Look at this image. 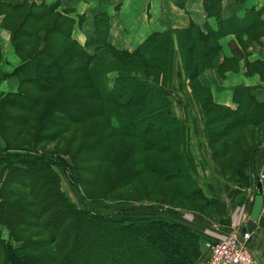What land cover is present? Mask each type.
<instances>
[{
    "label": "trees",
    "instance_id": "1",
    "mask_svg": "<svg viewBox=\"0 0 264 264\" xmlns=\"http://www.w3.org/2000/svg\"><path fill=\"white\" fill-rule=\"evenodd\" d=\"M205 1L220 30L205 35L192 25L157 34L134 53L98 38L87 44L96 47L90 54L73 40L75 21L59 12L60 0L49 6L0 0L3 27L11 32L20 60L13 74L4 75L17 79V92L0 96V264H199L203 242L190 227L80 209L62 187L63 175L74 193L86 190L94 183L89 177L99 184L104 167L114 169L128 160L132 168L115 187L129 188L150 175L170 185L157 195L172 201L154 205L156 210L169 206L172 215L189 213L230 227L226 203L205 194L207 182L201 181L208 164L197 156L206 145L215 169L228 186L238 188L242 205L254 186L249 172L264 146V130L250 150L241 135L244 128H264V104L238 89L236 110L221 108L202 85L221 39L234 27L220 20L222 0ZM253 26L252 38L264 37L260 16ZM177 106L184 119L175 116ZM72 127L83 130L81 146L49 152ZM28 129L32 141L14 147ZM121 139L137 146L117 157ZM147 155L154 157L137 159ZM235 162L239 165L230 176ZM262 184L264 193V179ZM152 187L145 186L146 195ZM159 188L154 185L149 196ZM79 193L87 204V192Z\"/></svg>",
    "mask_w": 264,
    "mask_h": 264
},
{
    "label": "crops",
    "instance_id": "2",
    "mask_svg": "<svg viewBox=\"0 0 264 264\" xmlns=\"http://www.w3.org/2000/svg\"><path fill=\"white\" fill-rule=\"evenodd\" d=\"M32 1L37 5L49 6L57 3L58 0ZM131 4L134 8H131ZM205 9V0H60L59 12L75 21L73 40L84 47L86 52L94 54L96 47H87V44L98 38H103L120 51L134 53L157 34L186 30L192 25L201 29L205 35L210 30H220L218 19L209 16ZM259 16L264 22V0L221 1L220 20L229 21L234 27L229 26L232 28L231 31L221 39V51L214 61V67L207 69L200 78L202 85L211 91L214 103L221 108L236 110L234 97L238 89L250 91L256 102L264 104V37L257 39L251 36L256 34L252 28ZM4 19L5 16L0 14V50L3 56L0 84L6 83L5 85L10 89L12 88L10 82H14V86L17 87L15 91L4 88L0 96L17 92V79L5 78L4 75L13 74L20 65L12 45V34L3 27ZM245 22L247 24H244ZM227 26L224 25V28ZM177 107L179 110L175 108V116L184 119L181 108ZM199 155L206 159L207 167L213 170L212 175L215 176L213 178L208 170L202 172L203 179L208 187L210 186L207 190L204 188L205 194L208 198L220 199L226 203L231 224L234 223V226L212 224L202 217L189 213L172 215L162 211L159 219L190 227L201 237L202 250H204L206 243L224 239L234 228L245 227L250 220L238 218L243 209L240 199H237L235 194L238 188L231 187L230 197L223 195L224 191L230 192V186L220 174H216L215 165L206 145ZM253 161L254 171L250 169L249 172L252 179L257 173H261L259 176L264 175V146L255 155ZM222 184V189L216 187ZM246 193H252V189L247 190ZM253 195L254 193L251 202L254 199ZM249 248L253 256L254 253L258 255L254 256L257 263L264 264V220L257 224ZM203 253L207 258V253L205 251ZM204 256L200 262L204 260ZM259 258L263 261L260 262Z\"/></svg>",
    "mask_w": 264,
    "mask_h": 264
},
{
    "label": "rangeland",
    "instance_id": "3",
    "mask_svg": "<svg viewBox=\"0 0 264 264\" xmlns=\"http://www.w3.org/2000/svg\"><path fill=\"white\" fill-rule=\"evenodd\" d=\"M131 8H134L133 4H131ZM18 65H19V63H18ZM5 84L6 83L0 84V92H2V90H4V88H5V90H12V91L16 90L17 86L16 85L14 86V82H10L9 85L12 87L10 89H9L8 85H5ZM176 110H179V108L176 107ZM29 129H31V128H29ZM29 129L26 131L27 136L22 141H20L19 143L14 144V147L17 148L18 146H21L22 144H26V143L32 141L28 137ZM263 130H264L263 127H260L258 129H254V128H244L243 129L241 139H242L243 145L247 148V150H250L249 148H252L258 142L259 135H261L260 132ZM82 131L78 130L77 127H74V128L72 127L70 130V133H67V135L62 137L59 141L54 142L53 144H50V148L48 149V151L49 152L58 151V152L69 153V151H70V150H68L69 148L78 149L81 146L82 141H83ZM133 143L134 142L129 141L128 139H121L118 142L117 148L115 150V155L117 157H119V156L124 157L126 155L127 151L133 145L137 146L136 143H134V144ZM45 147H46L45 145L42 146V149H45ZM75 151H77V150H75ZM151 157H154V155H147L145 157H139L137 159L138 160L139 159H150ZM197 157H200V155H198ZM63 162H65V164L70 169L73 167L70 160L66 159V160H63ZM131 162H133V161L128 160L123 165H116V167L114 169L112 167L109 168L108 166L104 167L105 170L104 169L102 170V176L98 180L99 184H97V179H92L89 177L91 182L93 181L94 183H90L87 186L86 190L83 188L76 189V191L78 190V192H76V193H74V191L70 188V186H69L70 184L67 181V178L62 175V187H63L64 191L67 193V195L71 197L72 201L80 207V209H84V207L86 206L90 211L101 213V214L120 211V212H122V214H121L122 217L123 216L128 217V216H130L129 214H134L135 217L139 216V217L161 218L160 213L162 212V210L161 209L156 210L158 208L154 207V205H156L158 203H164L165 200L167 202H169L168 204H170V202L172 201V197L169 198L168 195H166L165 197H160L157 195V194L163 193L162 191H164V190L167 191V189L170 187L169 184L162 183L159 179L154 178L150 175H146L142 181H138L135 185H133L129 188H120L118 186L115 187L118 180L123 178L124 173L127 170H129L130 168H132ZM238 165H237V162H235V167H233L231 169V175L230 176H232L233 171L238 167ZM206 170L210 171V174L213 178L215 177L212 175L213 170L210 167H207ZM105 172H106V174H109V176H110L109 179L106 176ZM215 172H216V174L221 175V172L219 173V171L217 169H215ZM260 174L257 173V175H255L254 179H251L254 182L253 183L254 186L252 187V193H246L248 198L242 204L243 209H242L241 215L238 216V218L243 217L247 220H250L251 211L253 208V200L251 202V197H252L253 193H254V195L256 193V183L258 182L257 179L260 178L261 181H263V179H264V175L259 176ZM80 175L82 176V181L87 182L86 181L87 177H85V175H83V174H80ZM212 177H210V179ZM204 181H205V179L202 180L201 182L203 183ZM150 183L153 184V187H154V185L160 186L159 190L157 192L154 191V195H152V196H149V195L153 194L152 193L153 187L151 189H149V191L147 192V195L145 194V186L150 184ZM103 185H104V187H102ZM209 187H208L207 183H205L204 188L207 190V188H209ZM216 187L222 189L223 184L222 185H216ZM79 191L84 192L85 194L87 192V194H86L87 200L84 199V201L87 204H82L80 202L82 199L81 198L82 195L79 193ZM172 192L175 193V191H173V190H172ZM224 194H226V195H228V197H230V195H232L231 187H230V192L227 193L226 191H224L223 195ZM235 194H237L236 191H235ZM254 195H253V198H254ZM141 199H143V200L146 199V200L140 201ZM134 200H136V201H134ZM177 206H179V205H177ZM123 209L124 210L127 209V210H125L123 212ZM227 209H228V206H227ZM129 210H130V212H129ZM168 210L171 211L173 209L169 206H166L164 208V212H168ZM246 210H247V212H246ZM228 213H229V209H228ZM229 215H230V213H229ZM263 220H264V214H263L261 220L259 221V224H260V222L262 223ZM212 224H215V223H212ZM217 224L220 225L219 223H217ZM231 226H234V223L231 224L230 227ZM241 226H242V224H241ZM236 228H238V227H236ZM251 255L253 256L252 253H251ZM254 256L256 257L258 255H255V253H254ZM254 256H253V258H254ZM262 261L263 260L260 259V262H262Z\"/></svg>",
    "mask_w": 264,
    "mask_h": 264
},
{
    "label": "built area",
    "instance_id": "4",
    "mask_svg": "<svg viewBox=\"0 0 264 264\" xmlns=\"http://www.w3.org/2000/svg\"><path fill=\"white\" fill-rule=\"evenodd\" d=\"M242 229L234 228L224 239L206 243L203 251L208 256L200 264H258L249 248L252 235L242 234Z\"/></svg>",
    "mask_w": 264,
    "mask_h": 264
},
{
    "label": "water",
    "instance_id": "5",
    "mask_svg": "<svg viewBox=\"0 0 264 264\" xmlns=\"http://www.w3.org/2000/svg\"><path fill=\"white\" fill-rule=\"evenodd\" d=\"M264 214V193L263 184L261 181L257 183V191L253 199V208L251 211V218L247 226L243 228L242 234H253L257 229V224Z\"/></svg>",
    "mask_w": 264,
    "mask_h": 264
}]
</instances>
